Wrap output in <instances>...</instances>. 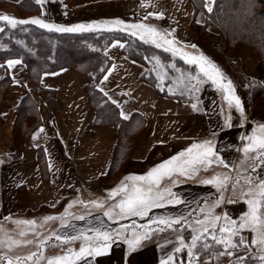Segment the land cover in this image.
<instances>
[{
	"label": "crops",
	"instance_id": "1",
	"mask_svg": "<svg viewBox=\"0 0 264 264\" xmlns=\"http://www.w3.org/2000/svg\"><path fill=\"white\" fill-rule=\"evenodd\" d=\"M215 1L204 0L200 7L193 0H42L38 10L24 17L19 13L21 0H0V15L18 20L38 18L56 26L135 32L133 36L168 49L186 63L203 55L222 73L221 84L231 81L233 95L243 109L234 102L230 106L225 99L228 93L206 76L196 77L203 83L197 93L191 89L188 95L159 93L143 78L147 67L124 53V42L113 41L106 49L111 63L96 85L118 107L124 121L135 116L134 129L126 136L123 165L116 167L124 134L119 123H96V109L85 89L87 77L72 67H61L44 72L35 87L24 61L9 58L0 63V81L8 80L0 103L1 227L23 220L44 222L50 239L101 224L103 229L127 226L128 238L133 231L150 232L134 253L126 256L127 245L121 238L109 255L97 257L92 264H237L239 257L244 258L239 264H259L264 244L253 240L264 234V225L254 230L240 224L250 211L248 200L259 199L264 205L256 179L258 175L264 179V164L256 159L257 151L247 155L243 151L249 144L245 137L259 136V127L264 125V61L255 47L245 43L222 51L200 41L195 25L211 34L220 33L219 27L208 23ZM10 61L19 63L10 65ZM205 141L214 148L210 165H196L187 175L173 172L153 184L154 190L164 192L163 207L152 208L143 217L110 219L103 215L109 210L119 212L116 205L126 193H113L122 185L128 193L133 187H146L147 181L138 177ZM200 151L194 149L173 166ZM254 165H259L255 171ZM214 178V183L204 182ZM249 178L252 183L247 182ZM160 217L180 222L172 228L152 223ZM224 228L238 234L221 231ZM193 237H198L195 247ZM240 237L243 244L228 247L229 241L239 244ZM221 240L225 243H217ZM57 243L64 249L47 253L44 264L69 255L70 250L78 251L83 241ZM205 243L210 248H202ZM177 248L182 250L176 252ZM227 251L233 255L219 254ZM169 256L174 260L169 262Z\"/></svg>",
	"mask_w": 264,
	"mask_h": 264
},
{
	"label": "trees",
	"instance_id": "2",
	"mask_svg": "<svg viewBox=\"0 0 264 264\" xmlns=\"http://www.w3.org/2000/svg\"><path fill=\"white\" fill-rule=\"evenodd\" d=\"M193 1L197 6L204 7V0ZM38 7L35 0H21L19 11L25 17ZM208 23L218 26L220 33L211 34L204 26L195 25L200 41H206L222 51H228L236 43H245L255 47L264 61V9L258 7V0H216L213 9L208 12ZM0 26L4 29L0 32V63L13 57L21 58L35 87L39 86L40 76L44 72L61 67H72L87 77L85 89L90 104L96 109V123L121 125L124 138L122 136L114 166L123 165L121 160L127 150L126 136L134 129L135 116L124 121L118 107L97 88V81L112 60L106 49L113 41L124 42V53L147 67L143 78L161 94L168 92L159 88L152 69L156 66L157 58L163 55L168 57V53L121 30L58 32L30 23L12 28L5 21H0ZM174 61L183 62L180 59ZM7 81L1 80L0 86H6ZM1 100L2 94L0 103Z\"/></svg>",
	"mask_w": 264,
	"mask_h": 264
},
{
	"label": "snow or ice",
	"instance_id": "3",
	"mask_svg": "<svg viewBox=\"0 0 264 264\" xmlns=\"http://www.w3.org/2000/svg\"><path fill=\"white\" fill-rule=\"evenodd\" d=\"M37 4L42 3V0H35ZM212 9L209 8V11ZM0 21L7 22L8 25H10L12 28H16L17 25H23V24H33L38 25L40 28H46L49 30H55L58 32H76V31H86L90 30L89 26L86 28L84 25H75L71 27H63V26H56L49 23H46L42 19L38 18H32L30 20L25 19H15L8 15H0ZM115 23L119 24L121 21H115ZM130 27L133 28H143L144 25H131ZM111 30V29H109ZM4 29L0 28V32H3ZM151 32H155V29H150ZM132 35H136L135 32L131 33ZM167 43L171 44V41H168ZM159 46V45H157ZM194 47V46H193ZM166 51L168 49H165ZM190 64H197L200 68V71L204 74V76L208 77L209 80H211L214 84H218L219 87H221L226 93H228L225 96V99L228 100L229 105L231 106L234 102L235 105L240 108L241 111L243 109L240 107V100L238 97L233 95L234 90L232 89V83L231 81H228L226 85L221 84L220 81L222 79V73L220 70L212 64L210 61L207 60L206 57L201 55L199 58L192 57L188 61ZM10 65L14 63H19V61H10ZM259 136H251V137H245L249 140V144L245 146L243 151L247 155L249 152L255 150L257 151L256 159H259L260 164H264V125H261L259 127ZM194 149H202V151L196 153L194 157L191 159L184 160L181 164L173 166L174 162L178 161L180 157L185 156L186 154H191ZM215 155L214 148L211 146L210 141H205L202 144H193L191 147L186 149L184 152L178 154L177 156H173L168 161L162 162L160 165L155 166L153 169L149 171L147 176L144 177H138L137 179H143L147 181V185L144 188H136L133 187L130 193H128L127 186L122 185L120 189L117 190V192H114L113 194H117L119 191H124L126 193L125 198L120 200V202L116 205L117 208H119V212L114 213L112 210H109L107 212H104L103 215L109 217L112 219L114 216L119 219H124L127 216H146L148 215V212L152 208H159L163 207L164 204L161 202L164 199V192L154 190L153 184H159L160 179L164 175L171 176L173 172H180L181 174L187 175L189 170L194 168L196 165H210L213 160L212 157ZM218 158V157H217ZM227 166V165H225ZM256 167H259V165L253 166V171H255ZM256 179L259 181L257 187L259 189V195L261 197H264V179H260L259 175L256 177ZM214 180H206L205 183H214ZM248 183H252L253 180L251 178L248 179ZM164 191H167L170 193V189H165ZM252 191L251 189L249 190ZM180 203L181 201H168V203ZM233 202V201H229ZM95 203V202H93ZM247 203L250 206V211L245 215V217L242 218L240 227H253L254 230H256L257 225H264V212H261L262 203L259 199H250L247 201ZM226 218V217H225ZM54 219V218H49ZM77 219H84V217H77ZM99 219V217H97ZM214 219H219V217H216ZM179 220H171L168 218L160 217L155 221H152V223H158L160 225H165L167 228H172L174 224H179ZM135 224L133 223V227ZM103 225L101 224V227H95L85 230L76 231V234L69 235L64 234L63 236H56V239L60 241L61 243H71L75 240H82V246L78 251H72L70 250L69 255H65L62 257H56L54 260L50 261V264H78V262H84V264H92V261H94L97 257H102L109 255L112 246L114 243H116L118 240L123 238V242L127 245V251L126 256L134 253L137 248L140 246L141 241L143 239L148 238L150 232H145L143 235H140L136 233L135 231L132 232L131 238H128L127 235H125L128 232V228L125 225H121L117 229H103ZM158 230L163 231V228H159ZM207 231V229H205ZM221 231L229 232L230 235L235 236L238 233L233 232L229 230L228 228L221 229ZM92 233L91 235H88L87 233ZM198 239V237H193V247H195V241ZM213 240H215V237L213 236ZM217 243H225L223 240L217 241ZM244 243V238L240 237L239 244H233L230 241L228 242L229 248H235L238 247L240 244ZM253 243H260L264 244V234L260 236L259 240L254 239ZM202 248H210V245L204 244L202 245ZM182 249L177 248L175 249L176 252H180ZM200 249H197L199 251ZM190 256L194 255V253L189 250L188 253ZM220 255H233L231 251H227L225 253H219ZM243 257H239L237 260V264H239V261L243 260ZM262 264H264V256L259 257ZM174 260L173 256L168 257V261L171 262ZM161 264H165L164 261L161 262Z\"/></svg>",
	"mask_w": 264,
	"mask_h": 264
},
{
	"label": "rangeland",
	"instance_id": "4",
	"mask_svg": "<svg viewBox=\"0 0 264 264\" xmlns=\"http://www.w3.org/2000/svg\"><path fill=\"white\" fill-rule=\"evenodd\" d=\"M258 7L264 9V0H258ZM167 53L168 57L163 55L157 58L156 66L152 69L159 88L181 95H188L189 89L196 92L203 84L196 77L204 76L199 66L184 62L181 56L174 53ZM174 59L183 62L176 63ZM6 87L0 86V94ZM124 169L125 166L121 168ZM5 226H0V264H44L47 253H58L64 249L57 243L56 235L51 239L48 237V225L44 222L28 223L23 220L22 223H6ZM259 264H262L261 260Z\"/></svg>",
	"mask_w": 264,
	"mask_h": 264
},
{
	"label": "built area",
	"instance_id": "5",
	"mask_svg": "<svg viewBox=\"0 0 264 264\" xmlns=\"http://www.w3.org/2000/svg\"><path fill=\"white\" fill-rule=\"evenodd\" d=\"M158 155H160V154H158Z\"/></svg>",
	"mask_w": 264,
	"mask_h": 264
}]
</instances>
